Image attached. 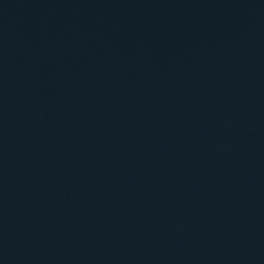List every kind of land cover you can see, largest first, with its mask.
<instances>
[{
	"label": "water",
	"instance_id": "95a60500",
	"mask_svg": "<svg viewBox=\"0 0 264 264\" xmlns=\"http://www.w3.org/2000/svg\"><path fill=\"white\" fill-rule=\"evenodd\" d=\"M0 264H264V0H0Z\"/></svg>",
	"mask_w": 264,
	"mask_h": 264
}]
</instances>
